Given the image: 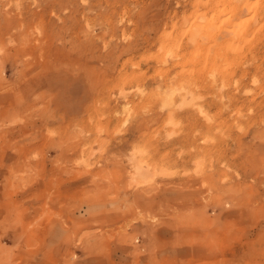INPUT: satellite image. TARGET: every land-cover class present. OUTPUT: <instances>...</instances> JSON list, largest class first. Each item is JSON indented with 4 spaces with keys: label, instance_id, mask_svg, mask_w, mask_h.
<instances>
[{
    "label": "rangeland",
    "instance_id": "374dc122",
    "mask_svg": "<svg viewBox=\"0 0 264 264\" xmlns=\"http://www.w3.org/2000/svg\"><path fill=\"white\" fill-rule=\"evenodd\" d=\"M207 1L0 0V264H264V0Z\"/></svg>",
    "mask_w": 264,
    "mask_h": 264
},
{
    "label": "bare ground",
    "instance_id": "6f19581e",
    "mask_svg": "<svg viewBox=\"0 0 264 264\" xmlns=\"http://www.w3.org/2000/svg\"><path fill=\"white\" fill-rule=\"evenodd\" d=\"M204 1H206V0H204ZM209 1V0H208ZM207 1V2H208ZM214 2L212 5H214V6H216V7H222L223 6V10H224V8L227 10V12L229 11L230 12V14H229V17H227L228 15H226V18L221 22V24H220V26L218 27V29H222V30H220V31H224V33H225V35H227L226 33H229L230 35L232 34V35H234V38L236 37V39H237V37L239 36V35H241L242 36V33H243V31L242 30H237L236 31V29L238 28V27H240V25H243L242 24V21L241 22H237V21H239V19L237 20V18H238V16H239V10H241L243 7H245L246 8V10L244 9V11H248L249 12V10L250 9H254L255 11L257 10V9H259L260 7H258V6H260V4L259 3H261L262 5L261 6H263V3H262V0H256L255 2H252V0H230V1H228V0H211V2ZM203 2V1H202ZM210 2V3H211ZM204 3V2H203ZM206 3V2H205ZM204 3V4H205ZM199 4H200V2H198V5H196V6H198L197 8H203L202 6L201 7H199ZM208 5V4H207ZM207 5L205 4V6H204V8L206 7L207 8ZM211 5V4H210ZM214 6H213V8H214ZM205 8V9H206ZM264 8V7H263ZM208 9V8H207ZM248 9V10H247ZM200 10V9H199ZM199 10H194V12L192 13V14H194V17H193V15H191L192 17H193V19L195 20V21H198L199 23H200V25H198L197 27H196V29L195 30H189V33H190V35H191V39L190 40H192V41H190V42H196V41H198V39H200L202 36H204L203 35V32H205L206 34H207V32L209 33V35L207 34V37H213V33H212V30L214 31V29L216 28V26L214 25V21L215 20H218L217 18H219L218 17V15L219 14H217L216 12H213L209 17H207L205 14L206 13H204V14H201V13H199ZM225 10V11H226ZM263 10V9H262ZM216 11V10H215ZM243 11V12H244ZM258 11V10H257ZM252 12H254V11H252ZM251 12V13H252ZM261 12V11H260ZM219 13H221L220 11H219ZM224 13V12H223ZM254 13H256V12H254ZM258 14H260V13H258ZM254 15V14H253ZM262 15H263V13H262ZM261 15V17H264V15L262 16ZM258 16V15H257ZM240 17V16H239ZM250 18V17H249ZM249 18H248V21H249ZM254 18V16H252V19ZM257 18V17H256ZM258 18H260V17H258ZM251 19V20H252ZM237 20V21H236ZM250 20V21H251ZM259 20V19H258ZM246 21V20H245ZM244 21V22H245ZM235 22H237V23H235ZM252 22V21H251ZM259 22H260V20H259ZM217 23H218V21H217ZM220 23V22H219ZM250 23V22H249ZM252 23H254V22H252ZM261 23V22H260ZM263 24V23H262ZM226 25H229V26H232L231 27V29L228 27V28H226L225 26ZM255 25H256V23H255ZM258 25H259V23H258ZM257 25V26H258ZM261 25V24H260ZM250 26V25H249ZM248 26V27H249ZM252 26V25H251ZM256 26V27H257ZM223 27V28H222ZM236 27V28H235ZM247 27V28H248ZM253 27V26H252ZM252 27H251V29H252ZM255 27V28H256ZM259 27V29H260V27L261 26H258ZM262 28V27H261ZM264 28V27H263ZM262 28V29H263ZM243 29H244V27H243ZM246 29V28H245ZM259 29H257V30H255L256 31V33H257V31L259 30ZM262 29H260V30H262ZM253 30V29H252ZM249 31H251L250 30V28H249ZM245 33L247 32V33H250V32H248V30L247 31H244ZM259 32V31H258ZM254 33V32H253ZM220 34V33H219ZM228 34V35H229ZM189 35V36H190ZM216 35H218V34H216L215 33V36ZM221 35H223V34H220V36ZM229 35V36H230ZM231 35V36H232ZM247 36L248 35H250V34H246ZM224 36V35H223ZM230 36V37H231ZM240 36V37H241ZM228 37V36H227ZM233 37V36H232ZM240 37L238 38V39H240ZM244 37H245V35H244ZM243 37V38H244ZM220 37H218L217 39H219ZM205 39H206V36H204V41H205ZM217 39H216V41H217ZM222 39V38H221ZM228 39V38H227ZM226 39V40H227ZM245 39V38H244ZM211 40V39H210ZM231 40V39H230ZM202 41V40H201ZM207 41V40H206ZM209 41V40H208ZM212 41V40H211ZM233 41H235V39L233 40ZM239 41V40H238ZM244 41V40H243ZM227 42V41H226ZM231 42V41H230ZM240 42V41H239ZM205 43V42H204ZM212 43V42H211ZM225 43V42H224ZM241 43V42H240ZM249 43H250V41H249ZM209 44L210 43H208V46H209ZM214 44V43H213ZM213 44H211V45H213ZM216 44V47H217V43H215ZM222 44V43H221ZM231 44V43H230ZM193 45V44H192ZM229 45V44H228ZM232 45H234V44H232ZM236 45V44H235ZM190 46H191V44H190ZM198 46V45H197ZM214 46V45H213ZM237 46V45H236ZM192 47V46H191ZM194 47H196V46H194ZM194 47H192L191 49H193ZM205 47V46H204ZM210 47V46H209ZM230 47V46H229ZM197 48V47H196ZM205 48H207V47H205ZM211 48H212V46H211ZM236 48V47H235ZM238 48V47H237ZM207 49H210V48H207ZM215 49V48H214ZM223 49V48H222ZM225 49H226V47H225ZM197 50V49H196ZM211 50V49H210ZM233 50V49H232ZM250 50V49H249ZM249 50H248V52H249ZM217 51H218V49H217ZM230 51H231V49H230ZM192 52H193V50H192ZM206 52V51H205ZM211 52H212V50H211ZM214 52L215 51H213L212 53L214 54ZM219 52V51H218ZM194 53H196L195 51H194ZM222 53H224V52H222ZM253 53V52H252ZM195 56H196V54H195ZM194 56V57H195ZM225 56H226V54H225ZM214 57H216V56H214ZM223 57V56H222ZM211 58V57H210ZM220 59V58H219ZM224 59V58H223ZM226 60H228V59H226ZM189 61V60H188ZM225 61V60H224ZM232 61V60H231ZM219 62H220V60H219ZM190 63V62H189ZM204 63V62H203ZM217 63V62H216ZM194 64V63H193ZM222 64V63H221ZM226 64V63H225ZM228 64H229V62H228ZM231 64V63H230ZM212 65V64H211ZM219 65V64H218ZM174 66H176V65H174ZM205 66V65H204ZM213 66V65H212ZM246 66V65H245ZM192 69V68H191ZM246 70V69H245ZM243 72V71H242ZM245 72V71H244ZM233 74V73H232ZM249 74H250V71H249ZM243 76H245V73L243 74ZM254 78V77H253ZM253 80H256L255 78L253 79ZM21 81V80H20Z\"/></svg>",
    "mask_w": 264,
    "mask_h": 264
}]
</instances>
